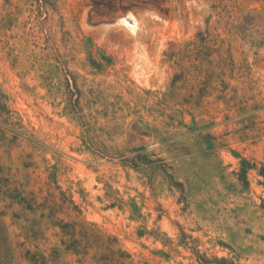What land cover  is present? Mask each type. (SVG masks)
<instances>
[{
  "label": "rangeland",
  "instance_id": "obj_1",
  "mask_svg": "<svg viewBox=\"0 0 264 264\" xmlns=\"http://www.w3.org/2000/svg\"><path fill=\"white\" fill-rule=\"evenodd\" d=\"M216 258L264 264V0H0V264Z\"/></svg>",
  "mask_w": 264,
  "mask_h": 264
},
{
  "label": "trees",
  "instance_id": "obj_2",
  "mask_svg": "<svg viewBox=\"0 0 264 264\" xmlns=\"http://www.w3.org/2000/svg\"><path fill=\"white\" fill-rule=\"evenodd\" d=\"M250 168H251L250 163L247 160L244 159L243 162H242V167H241L242 172L245 173ZM216 260H217V262L220 261V262H223L224 264H237V263H233L232 261H227V260L219 259V258H216Z\"/></svg>",
  "mask_w": 264,
  "mask_h": 264
},
{
  "label": "bare ground",
  "instance_id": "obj_3",
  "mask_svg": "<svg viewBox=\"0 0 264 264\" xmlns=\"http://www.w3.org/2000/svg\"><path fill=\"white\" fill-rule=\"evenodd\" d=\"M122 19L127 25H129V26H133L134 25L133 23H129V22H133V19H129V18H126V17H124Z\"/></svg>",
  "mask_w": 264,
  "mask_h": 264
},
{
  "label": "water",
  "instance_id": "obj_4",
  "mask_svg": "<svg viewBox=\"0 0 264 264\" xmlns=\"http://www.w3.org/2000/svg\"><path fill=\"white\" fill-rule=\"evenodd\" d=\"M124 17L129 18L128 16H124Z\"/></svg>",
  "mask_w": 264,
  "mask_h": 264
}]
</instances>
